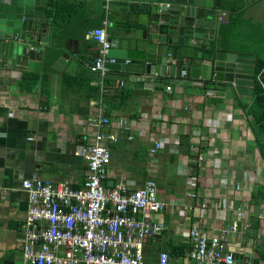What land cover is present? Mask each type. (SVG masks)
Masks as SVG:
<instances>
[{
	"label": "crops",
	"instance_id": "1",
	"mask_svg": "<svg viewBox=\"0 0 264 264\" xmlns=\"http://www.w3.org/2000/svg\"><path fill=\"white\" fill-rule=\"evenodd\" d=\"M263 2L214 0L216 15L206 25L213 33L204 46L246 54V60L256 64L264 57ZM3 6L0 13L10 16ZM38 6L47 26L41 29L34 23L36 33L23 32L27 37L15 44L14 62L6 58L9 40L0 37V264L22 261L28 209L23 180L37 178L54 186L67 180L72 187L82 186L87 162L80 152L102 133L109 136L104 144L110 152L103 185L108 189L123 185L132 191L153 181L165 203L153 217L165 230L143 242L147 262L155 263L161 252H167L174 262L191 263L187 256L191 245L183 229L199 223L204 231L216 234L236 219L231 210L222 218L217 210L222 199L233 198L235 207L246 213L232 238L236 264L245 260L264 264V160L238 105L250 97L238 95L230 83L200 77L160 76L166 87L144 83L137 80L138 74L116 70L121 60L108 52L109 68L101 76L77 58H97L98 44L88 34L105 28L109 43L117 39L119 47H127V39L135 35L128 38L123 27L140 15L119 0H110L107 6L102 0H44ZM3 21L5 29L15 30V20ZM20 44L36 51L37 65L15 63ZM103 118L108 123L98 124ZM155 143L160 148L151 154ZM235 184H242L240 194L234 191ZM256 189L263 199H258ZM202 204L208 209L203 211ZM151 244L160 248L153 250Z\"/></svg>",
	"mask_w": 264,
	"mask_h": 264
},
{
	"label": "built area",
	"instance_id": "2",
	"mask_svg": "<svg viewBox=\"0 0 264 264\" xmlns=\"http://www.w3.org/2000/svg\"><path fill=\"white\" fill-rule=\"evenodd\" d=\"M102 1L106 6L110 2ZM88 35L98 44L94 69L103 76L110 48L105 28ZM166 89L171 91L170 87ZM104 91L102 87L101 94ZM117 122L122 124L121 120ZM106 123L107 118L98 122ZM107 137L99 134L94 144L81 150L87 162V176L82 186L72 187L67 180L55 186L37 178L23 180L28 209L21 264H180L172 261L167 252H161L155 263L144 259L143 242L165 230L164 224L153 218L165 208V203L158 198L153 181L132 191L123 185L112 189L103 185L110 162V152L104 144ZM159 148L160 144L155 143L150 153H156ZM202 159L199 156L198 161ZM234 186L236 194H240L242 184ZM188 197L193 200L195 195L188 194ZM233 201V198H224L219 205L221 209L217 207L221 218L231 210L236 219L216 234L204 231L199 223L183 229L191 245L187 254L191 263L186 264H236L238 251L232 238L246 213L236 208ZM201 209L207 210L208 204H202ZM244 264L255 263L245 260Z\"/></svg>",
	"mask_w": 264,
	"mask_h": 264
},
{
	"label": "water",
	"instance_id": "3",
	"mask_svg": "<svg viewBox=\"0 0 264 264\" xmlns=\"http://www.w3.org/2000/svg\"><path fill=\"white\" fill-rule=\"evenodd\" d=\"M121 1L128 10L137 12L140 19L123 27V33L128 38L135 35V39H127V47H119L117 39L110 40L108 56H116L121 60L115 65L116 70L133 72L138 74L137 80L160 83L164 87L166 82L160 81V76L174 74L186 79H212L232 84L240 96H252L251 89L256 79L255 62L246 60L249 56L243 53L226 52L211 44L204 46V40L209 39L208 34L212 32L206 25L216 15L214 0H119L120 4ZM37 2L42 5L44 0H0V5L4 3V9L10 13V16L0 13V37L9 40L5 43V53L10 63L13 61L15 44L27 37L23 32L36 33L34 23H39L41 29L47 26ZM9 17L16 21L15 27L19 30L4 28L3 19ZM20 19L23 21L20 22ZM36 55L34 49L20 44L15 63L27 62L28 68L37 65L33 62ZM77 58L95 67L94 58ZM127 60L128 63H125ZM118 79L125 78L119 76Z\"/></svg>",
	"mask_w": 264,
	"mask_h": 264
},
{
	"label": "trees",
	"instance_id": "4",
	"mask_svg": "<svg viewBox=\"0 0 264 264\" xmlns=\"http://www.w3.org/2000/svg\"><path fill=\"white\" fill-rule=\"evenodd\" d=\"M238 105L245 111L247 126L253 135L255 147L260 157L264 160V57H259L256 61V79L252 96L246 102H239ZM256 191L258 199H260L261 195H259V192L261 190L256 189ZM257 196L256 194L253 195V203L256 202ZM257 227L258 220L254 221L253 228L256 229Z\"/></svg>",
	"mask_w": 264,
	"mask_h": 264
},
{
	"label": "rangeland",
	"instance_id": "5",
	"mask_svg": "<svg viewBox=\"0 0 264 264\" xmlns=\"http://www.w3.org/2000/svg\"><path fill=\"white\" fill-rule=\"evenodd\" d=\"M262 6L264 7V2L262 3ZM255 45H256V48H257V47H262V45H258V44H255ZM261 53H264V47H263V49H261ZM150 247H151V249H153V250H157V249L160 248L159 245H155V244H151Z\"/></svg>",
	"mask_w": 264,
	"mask_h": 264
},
{
	"label": "bare ground",
	"instance_id": "6",
	"mask_svg": "<svg viewBox=\"0 0 264 264\" xmlns=\"http://www.w3.org/2000/svg\"><path fill=\"white\" fill-rule=\"evenodd\" d=\"M244 211V209H242ZM245 212V211H244ZM250 262H253V261H250ZM254 263V262H253Z\"/></svg>",
	"mask_w": 264,
	"mask_h": 264
}]
</instances>
